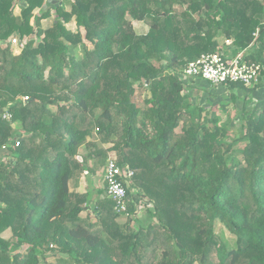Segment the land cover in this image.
I'll return each instance as SVG.
<instances>
[{
  "label": "trees",
  "instance_id": "16d2710c",
  "mask_svg": "<svg viewBox=\"0 0 264 264\" xmlns=\"http://www.w3.org/2000/svg\"><path fill=\"white\" fill-rule=\"evenodd\" d=\"M218 51L259 82L179 77ZM263 79L264 0H0V264H264ZM185 89L236 105L239 134ZM110 154L133 171L122 214L69 188Z\"/></svg>",
  "mask_w": 264,
  "mask_h": 264
},
{
  "label": "built area",
  "instance_id": "2783aa9c",
  "mask_svg": "<svg viewBox=\"0 0 264 264\" xmlns=\"http://www.w3.org/2000/svg\"><path fill=\"white\" fill-rule=\"evenodd\" d=\"M226 46L231 45V41L226 40ZM13 45L17 44L16 39H12ZM180 78L202 79L211 83V85H225L229 83H240L246 87L253 86L259 82L260 66L257 64H247L244 56L239 53L233 57L225 55L223 51L212 54L202 55L195 61L189 62L180 73ZM27 100V98H24ZM8 119V115H2ZM133 177V171L128 167L120 166L117 163L114 154L107 158L102 171V178L105 189V197L114 203L116 213L127 212L129 196L127 188ZM151 209L152 205L146 202H140L137 206V212L140 210Z\"/></svg>",
  "mask_w": 264,
  "mask_h": 264
},
{
  "label": "rangeland",
  "instance_id": "374dc122",
  "mask_svg": "<svg viewBox=\"0 0 264 264\" xmlns=\"http://www.w3.org/2000/svg\"><path fill=\"white\" fill-rule=\"evenodd\" d=\"M15 12L17 13L18 12V9H15ZM50 23V22H49ZM48 23V24H49ZM71 24H72V22H70ZM69 23V24H70ZM69 24H67L68 26H69ZM66 25V26H67ZM133 25H134V29H135V31L137 32V33H145L146 31H147V27L144 25V24H142V23H138V22H133ZM76 30V29H75ZM218 42H219V45H220V47L223 45V46H225L226 45V42H225V40H223L222 38H220L219 40H218ZM223 50L225 51V48H223ZM179 77H180V74H179ZM182 79V78H181ZM183 80V79H182ZM264 80V79H263ZM185 81V80H184ZM187 81V80H186ZM136 86V85H135ZM216 87H218L217 85H212V88H216ZM185 91H188V93L190 94V95H192V102L193 103H200V104H202V105H205L207 108H208V110H209V108H210V106L211 107H213L212 108V110L211 111H213L212 113H214V116L216 117V118H219V122L221 123V122H224V121H230L231 120V126H232V133H231V135H234V136H236V135H238L239 134V130H240V121H239V117L237 116V111L235 110V107L234 106H236V105H234L233 103H230L227 107H226V109L224 110V109H221V108H219V102L221 101V100H223V99H221V93L220 92H218L217 90H212V89H207L206 91H204L205 93H207V94H205L204 92H201V91H198L197 92V90L196 89H192L191 91L190 90H187V89H185ZM237 95H239V93H241V92H239V93H237V92H235ZM260 93V92H259ZM212 95V96H211ZM149 96V94L148 93H145V94H142V99H144L145 97H148ZM257 98H259V97H257ZM237 105H240V103L238 102L237 103ZM251 105H253V104H251ZM233 107H234V109H233ZM210 111V112H211ZM106 161V160H105ZM91 166H92V164H91ZM90 166V167H91ZM95 175V174H94ZM100 174H98V182H97V184H98V186L99 187H102V185H103V188H101V191H103V197H105V189H104V183H103V180H100V177H101V175L99 176ZM97 179V178H96ZM152 205V204H151ZM145 210H140L139 212H137L136 213V218H139V219H144L145 217H146V212H144ZM144 212V213H143ZM152 221H154L155 222V220L154 219H152ZM131 225H133V223H131ZM214 231H215V233H217V234H223V237H224V239H225V241H227L229 244H231L232 242H233V240H234V237H233V235H231L226 229H224L223 228V226L221 225V224H219V223H216L215 224V227H214ZM10 231L9 230H7L6 232H4L2 235H1V237L3 238V239H9L10 238ZM19 250H21V249H19ZM50 261H53V258H50L49 259Z\"/></svg>",
  "mask_w": 264,
  "mask_h": 264
},
{
  "label": "crops",
  "instance_id": "0c3cea01",
  "mask_svg": "<svg viewBox=\"0 0 264 264\" xmlns=\"http://www.w3.org/2000/svg\"><path fill=\"white\" fill-rule=\"evenodd\" d=\"M51 22H52L51 18H49L47 20H43L41 22L42 28H47L48 26H50ZM66 27L71 31H75V29H76L74 22H72V24L70 23L69 26L67 25ZM79 154L86 155L87 150H85V148H80ZM92 162H93V160L88 161L89 166H91ZM104 165H105V163H104ZM104 165L99 170H97L95 175L89 174L86 171L85 174H83L78 180L71 181L69 183L70 191H74V192H78V193H82V194L85 193L86 191H93L94 193L101 191V188H103V185H102V187H99L97 184V182H98L97 180H98V174L101 175L100 180H103L102 171H103Z\"/></svg>",
  "mask_w": 264,
  "mask_h": 264
},
{
  "label": "water",
  "instance_id": "95a60500",
  "mask_svg": "<svg viewBox=\"0 0 264 264\" xmlns=\"http://www.w3.org/2000/svg\"><path fill=\"white\" fill-rule=\"evenodd\" d=\"M4 112H7V109H1V110H0V116H1Z\"/></svg>",
  "mask_w": 264,
  "mask_h": 264
}]
</instances>
